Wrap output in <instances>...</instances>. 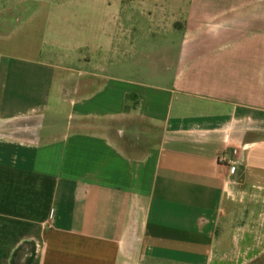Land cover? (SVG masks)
Segmentation results:
<instances>
[{
    "label": "crops",
    "instance_id": "crops-1",
    "mask_svg": "<svg viewBox=\"0 0 264 264\" xmlns=\"http://www.w3.org/2000/svg\"><path fill=\"white\" fill-rule=\"evenodd\" d=\"M0 264H264V0H3Z\"/></svg>",
    "mask_w": 264,
    "mask_h": 264
},
{
    "label": "rangeland",
    "instance_id": "rangeland-1",
    "mask_svg": "<svg viewBox=\"0 0 264 264\" xmlns=\"http://www.w3.org/2000/svg\"><path fill=\"white\" fill-rule=\"evenodd\" d=\"M2 1L3 0H0V11H1V8H2V5H3Z\"/></svg>",
    "mask_w": 264,
    "mask_h": 264
}]
</instances>
